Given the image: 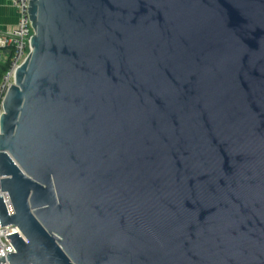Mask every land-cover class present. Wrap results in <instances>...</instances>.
Instances as JSON below:
<instances>
[{
	"label": "water",
	"instance_id": "obj_1",
	"mask_svg": "<svg viewBox=\"0 0 264 264\" xmlns=\"http://www.w3.org/2000/svg\"><path fill=\"white\" fill-rule=\"evenodd\" d=\"M28 30L10 264H264V0H29Z\"/></svg>",
	"mask_w": 264,
	"mask_h": 264
},
{
	"label": "built area",
	"instance_id": "obj_2",
	"mask_svg": "<svg viewBox=\"0 0 264 264\" xmlns=\"http://www.w3.org/2000/svg\"><path fill=\"white\" fill-rule=\"evenodd\" d=\"M9 3L18 11L19 18L15 28L6 32H0V49L7 48L12 51V59L10 67L0 82V116L3 112V100L8 89L12 84V74L16 68L20 66V61L29 53L28 37L31 36L32 30H28V4L29 0H8ZM0 175V197H3L4 203L9 215L14 214L15 210L8 191H3L1 188ZM19 233L21 237L27 241L22 231L17 225L7 224L0 225V264H10L8 261L9 253H14L15 248L8 239V235Z\"/></svg>",
	"mask_w": 264,
	"mask_h": 264
},
{
	"label": "crops",
	"instance_id": "obj_3",
	"mask_svg": "<svg viewBox=\"0 0 264 264\" xmlns=\"http://www.w3.org/2000/svg\"><path fill=\"white\" fill-rule=\"evenodd\" d=\"M18 11L9 3L8 0H0V32H6L16 27L18 23ZM11 50L0 49V63H5Z\"/></svg>",
	"mask_w": 264,
	"mask_h": 264
},
{
	"label": "trees",
	"instance_id": "obj_4",
	"mask_svg": "<svg viewBox=\"0 0 264 264\" xmlns=\"http://www.w3.org/2000/svg\"><path fill=\"white\" fill-rule=\"evenodd\" d=\"M12 51L10 52L9 58L5 63H0V82L2 81L3 77L7 73L9 67H10V62L12 59Z\"/></svg>",
	"mask_w": 264,
	"mask_h": 264
}]
</instances>
